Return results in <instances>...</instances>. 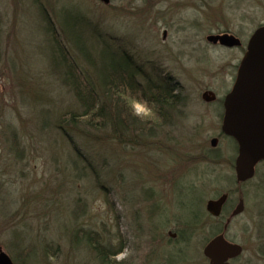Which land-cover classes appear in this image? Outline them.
<instances>
[{
	"label": "rangeland",
	"instance_id": "374dc122",
	"mask_svg": "<svg viewBox=\"0 0 264 264\" xmlns=\"http://www.w3.org/2000/svg\"><path fill=\"white\" fill-rule=\"evenodd\" d=\"M41 11L59 33V18L91 17L106 44L181 86L183 116L168 129H154L141 145L107 139L84 120L64 133L54 128L53 121L80 107L49 68ZM262 25L264 0H0V247L12 262L99 264L81 241L90 230L119 252L111 264H208L202 249L225 215L205 218V203L229 192L225 210L244 201L224 231L243 249L230 264H264V162L251 179L236 183V146L220 130L218 102ZM225 32L241 46L206 39ZM206 90L216 95L213 103L202 99ZM129 105L151 118L143 103ZM211 150L219 161L203 157ZM193 212L201 221L190 234L184 224ZM183 229L187 243L179 237Z\"/></svg>",
	"mask_w": 264,
	"mask_h": 264
},
{
	"label": "trees",
	"instance_id": "16d2710c",
	"mask_svg": "<svg viewBox=\"0 0 264 264\" xmlns=\"http://www.w3.org/2000/svg\"><path fill=\"white\" fill-rule=\"evenodd\" d=\"M80 9L82 11V7ZM40 13L45 21L44 31L49 34V68L61 74V82L73 93L80 107L53 121L54 128L64 133L77 127L79 120H84L87 127L96 132H107V139L141 145L154 136L155 130L169 128L177 116H183L179 113L185 107L181 86L170 76L161 73L154 76L143 69L130 51L106 44L91 17L77 12L70 23H62L59 18V33L47 14ZM77 56L83 60V66L77 64ZM89 67L94 71L91 75L87 73ZM131 101L143 103L151 111L152 119L135 115L129 105ZM212 152H204L203 157L219 161L220 154L213 155ZM191 188L194 189L193 185ZM203 212L205 218L212 219ZM191 218L190 223H182L189 227L190 234L196 232L201 216L193 212ZM216 231L214 228L211 235ZM182 232L179 233L181 240L189 242L190 234L186 236L184 229ZM85 233L80 239L95 251L99 264H111L110 256L119 252L103 245L94 235L96 232Z\"/></svg>",
	"mask_w": 264,
	"mask_h": 264
},
{
	"label": "water",
	"instance_id": "95a60500",
	"mask_svg": "<svg viewBox=\"0 0 264 264\" xmlns=\"http://www.w3.org/2000/svg\"><path fill=\"white\" fill-rule=\"evenodd\" d=\"M107 4L109 0H100ZM214 44L232 47L239 46L238 37L229 34H210L206 38ZM212 91H205L202 99L211 101ZM221 132L234 138L238 153L234 161L235 181L244 183L255 173V165L264 158V26L256 29L250 36L247 49L237 70L235 82L224 99V113ZM218 139L212 138L210 144L216 146ZM228 195L222 193L205 203V210L213 217H218ZM244 210V202L239 199L231 212V217L239 215ZM230 220L226 222L223 231L212 237L203 247L202 253L208 264H230L232 259L242 254V246L225 238L224 231ZM174 236V234L169 233ZM0 264H14L11 258L0 247Z\"/></svg>",
	"mask_w": 264,
	"mask_h": 264
},
{
	"label": "flooded vegetation",
	"instance_id": "af4514ba",
	"mask_svg": "<svg viewBox=\"0 0 264 264\" xmlns=\"http://www.w3.org/2000/svg\"><path fill=\"white\" fill-rule=\"evenodd\" d=\"M261 27V26H260ZM235 36V35H234ZM239 46H241V45H239ZM239 46H237V47H239ZM246 49H247V44H246V47H245V50H244V52H243V55H244V53L246 52ZM241 61V60H240ZM240 61H239V63H240ZM238 67H239V64H238V66H237V69H236V74H235V77H234V82H235V78H236V75H237V70H238ZM234 82H233V84H234ZM232 87H233V85H232ZM206 91H208V90H206ZM227 94H225V96H226ZM225 96H224V98L223 99H219L218 100V102L220 101L221 102V106H222V109H223V113H224V99H225ZM216 99V95L214 94V97H213V99L211 100V101H214ZM211 101H209L210 103H213V102H211ZM222 118H223V114H222ZM165 129H168L167 127H165ZM220 130H221V128H220ZM232 140L234 141V143H235V146H236V156H237V153H238V146H237V142L235 141V139L234 138H232ZM262 143H264V142H262ZM236 158V157H235ZM235 161V160H234ZM261 162H264V158H262L256 165H255V172H256V166L259 164V163H261ZM255 174V173H254ZM227 195H228V197H227V199H226V202L224 203V205H223V207H222V210H221V213H220V215L218 216V217H213V216H211L212 218H214V219H220V217L222 218V216L223 215H225V217H224V222H223V227H224V225L226 224V222L228 221V220H230V223L234 220V219H236L239 215H241L242 214V212L239 214V215H237V216H234V217H231V212H232V210L234 209V207L235 206H232L229 210H225L226 209V207H227V205H228V202H229V192H227ZM239 199H242L243 200V198H238V200H237V203H238V201H239ZM244 202V201H243ZM226 211V212H225ZM227 214V215H226ZM230 223H228V225L230 224ZM228 225H227V227H228ZM223 227H222V229H223ZM172 234H174V233H172ZM170 235V234H169ZM175 235L176 234H174V236H172L171 235V237H175ZM232 260H234V259H232Z\"/></svg>",
	"mask_w": 264,
	"mask_h": 264
}]
</instances>
